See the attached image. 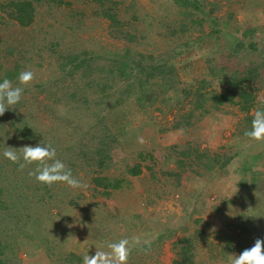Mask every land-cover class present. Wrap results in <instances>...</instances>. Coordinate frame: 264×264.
Listing matches in <instances>:
<instances>
[{"label":"rangeland","instance_id":"1","mask_svg":"<svg viewBox=\"0 0 264 264\" xmlns=\"http://www.w3.org/2000/svg\"><path fill=\"white\" fill-rule=\"evenodd\" d=\"M59 1L45 0L39 9L44 24H52L54 28L47 41L40 34L29 40L0 8L5 17L3 22H8L2 27L0 23V63L8 66L18 62V52L13 50L15 54L8 55L12 54L8 49L27 47L25 58L32 60L22 59L18 66L23 65L21 69L31 70L35 76L31 85H20L24 87L22 99L9 112L27 118L45 134L54 129L57 135L53 143L57 146L72 143L84 136L85 129L79 125L72 137L67 135V129L60 124L62 115L51 117L50 97L36 87L49 80L51 73L61 75L57 66L60 55L86 49L93 52L123 50L127 46L153 55L181 50V54L171 59L176 71V85L164 99L142 108L131 98L107 115L109 126L125 148L121 150L125 155L130 156L138 150L154 152L158 158L157 179L156 183L149 180L146 171L140 177H129L107 200L95 191L89 167L77 165L72 174L86 187L73 189L58 183L52 186V195L48 197L41 190L39 195L30 192L34 194L30 201L29 197H24V190L17 181L18 169L11 171L13 190L20 201L15 207L6 201L5 207L12 208L14 213L0 214V238L7 236L6 242H1L4 250L1 260L4 262L0 264H70L66 260L70 253L80 256V264H83L84 255H94L96 250L109 251L108 243L122 238L131 241L133 237H140L141 244L133 246L128 264H173L174 242L182 236L194 235L198 230L201 233L194 235L199 242L195 248V261L199 264H230L231 257L241 251L235 245L225 255L221 246L226 237L235 235V242L244 250L252 247L256 239L264 240V142L246 139L240 133L245 114L238 106L223 104L217 109L208 100L212 92H227L231 88L226 80L231 75L256 67L261 73L260 81L255 83L257 107L264 110V0H199L201 6H204L203 1L206 6L205 14L197 13L196 16L205 19L203 32L194 31L184 39L180 28L189 19L186 9H181L176 0H111L126 28L137 35L136 44L115 37L109 21L100 13H84L80 21L77 19L85 5L94 11L95 1ZM210 10L214 17L231 18L230 28L220 31L217 39L207 36L215 30L207 18ZM71 26L73 29L69 28ZM247 30L250 31L248 41L257 44L258 49L250 52L231 50ZM200 34L206 38L192 46ZM57 39L61 40V45L50 51L51 42ZM185 39L191 44L189 49L178 48ZM196 89H200L207 99L203 107L194 103L199 97V93L193 95ZM99 92L95 91L92 96L97 97ZM206 108L210 111L206 112ZM258 109L254 108L252 114ZM190 112L193 115L190 116ZM186 116L191 117V125L176 127ZM13 122L0 116V125L4 128L0 130V168L5 163L16 164L4 157L7 148L12 147L19 153L21 147L32 145L21 139L12 127ZM139 137H143L145 143H139ZM86 138L89 136L85 135ZM174 145L176 149H173ZM192 146L205 149L209 154L234 158L223 168H206L203 164L193 169L177 168V152ZM255 155L256 159L252 157ZM246 165L252 170L244 172ZM66 166L71 168L72 164ZM121 170L111 167L104 174L117 176ZM178 170L179 177L168 176L167 172ZM242 180L244 185L240 184ZM1 182L10 183L7 177ZM41 195L45 199L39 198ZM193 209L196 212L192 213L190 222L184 223ZM7 226L10 232L4 235ZM167 227L171 228L172 237L158 241L161 233H168ZM144 240H150V246L144 244Z\"/></svg>","mask_w":264,"mask_h":264},{"label":"trees","instance_id":"2","mask_svg":"<svg viewBox=\"0 0 264 264\" xmlns=\"http://www.w3.org/2000/svg\"><path fill=\"white\" fill-rule=\"evenodd\" d=\"M45 0H0V8L6 14V17L11 19L15 25L21 28L26 34L29 40H32L40 34L44 41L48 40L49 32L53 28L52 24H44L43 13L39 10L44 4ZM97 3L94 11L86 7L81 9L77 15V19L81 20V15L84 13H99L103 18H106L112 28V33L115 37L120 39H126L130 43H138L137 35L126 28L125 22L119 18L115 2L111 3V0H93ZM113 1V0H112ZM181 9L185 8L186 23H183L180 28L181 36L184 39L185 35L194 31L203 32L204 18L196 17L197 13L205 14V3L201 6L199 0H176ZM59 2L66 3L64 0ZM193 8V10H189ZM196 8V10H195ZM213 12L210 10L208 19L210 20L212 28L211 32H208L207 36L217 39L218 33L223 29L230 28L231 18H218L214 17ZM1 27L4 25V16L0 13ZM133 18H137L133 16ZM190 21V23L188 22ZM129 23V22H128ZM130 24V23H129ZM38 27V29L35 28ZM132 26V25H131ZM50 27V28H49ZM73 29V26L69 27ZM54 29V28H53ZM61 30L60 28H56ZM249 30L244 31L241 38L237 41L234 48L236 51H256L258 45L252 41H248ZM238 33V31H237ZM205 36L200 34L196 41H193L192 46L199 44ZM61 40H53L49 48L53 51L55 47L61 45ZM11 45L14 46L12 43ZM191 44L188 39H185L178 48H188ZM12 47V46H9ZM16 47V46H15ZM27 47L24 49L13 48L8 49L13 55V50L18 53V62L4 66L0 63V82L3 79L8 78L12 81L13 87L20 86L18 82V75L24 69L23 65H19V61L24 59L26 62L31 61V58H25L27 55ZM189 49V48H188ZM185 49V51H188ZM184 52V51H183ZM181 54V50L173 49L172 53L167 55H153L140 51H136L131 47H125L123 50L118 49H105L101 52H93L89 49L82 51L66 52L58 57L57 62L58 69H60L61 75L52 74L49 80L40 82L36 87L40 89V93H45L46 97H50V105L48 107L51 111V117H57V114L62 115L60 124L61 127L66 130L67 135L72 137L79 125L85 129L84 136H81L76 141L69 144H54L53 141L56 138L55 130L52 129L51 133H43L37 126L31 123L27 118L17 115L14 111L9 112L7 110L1 118L6 120H14L12 127L17 130V134L22 140H28L32 145L44 144L51 145L56 148L57 158L62 160L66 165L72 164L70 168L73 171L74 166L86 165L89 167L91 175V182L98 195L104 196L107 200L111 198L113 192L122 188L123 183L129 177H140L144 174V171L149 176V180L156 183L157 179V161L158 158L154 155L152 150H138L135 154L130 156L125 155L121 150H125L119 143L118 136L113 132L107 122V115L120 108L125 104L128 99L134 98L142 108L147 104H154L159 99H164L165 94L173 89L176 85V71L172 58L177 54ZM4 68L6 71L4 72ZM1 70L4 72H1ZM26 70V69H25ZM261 73L256 67L244 69L242 72L237 71L236 75H231L226 79L230 82L231 88L227 92H212L208 96V100H211L210 105L213 108H219L223 104H231L238 106L239 109L245 114L244 123L240 133L244 135L246 131L251 129V123L253 119L252 110L258 109V89L255 83L260 81ZM21 87V86H20ZM202 88V86H201ZM95 91H100L97 97H93ZM199 93V97L195 99L194 103L198 107H203V103L207 101L205 94L200 92V89H196L193 93L196 96ZM93 97V98H90ZM53 106V109H52ZM210 106V107H211ZM206 112L210 109L206 108ZM260 109V108H259ZM12 111V110H11ZM193 115L192 112L189 114ZM186 116L184 120L177 123L176 127L190 126L192 121L191 117ZM82 123V124H81ZM0 130H4L0 125ZM85 135L89 136V139H85ZM246 139H249L246 137ZM176 149L177 146H172ZM170 149H172L170 147ZM176 167L193 169L196 165L203 164L206 168L213 167H226L230 161L233 160V156L220 154H209L207 150L195 149L193 146L187 149H182L177 152ZM236 155L239 152H235ZM256 159V155L252 156ZM247 159V155L245 157ZM10 163H5L0 168V214L9 213L12 215L13 209L6 208V201H10V205H17L20 201L19 196L14 192V175L10 176V172L18 169L20 175H16L17 181L20 182L23 188L24 197H29L30 201L34 194L30 192L43 191V194L48 197L52 195V187H48L36 181L34 176H30L29 172L36 169V165H28L23 170L19 168L18 164L10 166ZM117 167L122 169L117 176H110L104 174L108 169ZM252 170L250 166L244 167V172ZM170 178L179 177L181 174L178 172H167ZM75 175V174H74ZM73 175V176H74ZM4 177V178H3ZM7 177L10 183L1 182V180ZM10 184V185H4ZM240 184L244 185L245 181L242 180ZM42 185V188L40 187ZM40 191V192H41ZM30 193V194H28ZM28 194V195H27ZM41 199H45L43 195L39 196ZM25 206L23 207V209ZM7 209V211H5ZM22 209H20V212ZM193 209L188 215V218L184 219V223L190 222V217L195 213ZM10 217V216H8ZM117 216L115 215V218ZM107 224V223H106ZM246 227H242L243 230ZM167 234H160L158 241L164 240L167 236L172 237V230L170 227L166 228ZM171 230V231H169ZM10 227L7 226L5 234L9 235ZM201 232L195 231V234ZM193 234L182 236L179 240L174 242L175 259L173 264H199L195 261V248L199 242H196V237ZM6 237L0 238V263L4 261L1 257L4 254V250L1 242H6ZM5 239V240H4ZM236 241L235 235L226 237L225 242L221 248L225 255H227L232 248L236 245L241 252L244 247L240 246ZM66 260L70 264H80L81 257L70 253Z\"/></svg>","mask_w":264,"mask_h":264},{"label":"clouds","instance_id":"3","mask_svg":"<svg viewBox=\"0 0 264 264\" xmlns=\"http://www.w3.org/2000/svg\"><path fill=\"white\" fill-rule=\"evenodd\" d=\"M35 76L31 70H23L17 79L20 85L25 87L32 84ZM24 87H13L12 81L8 78L0 82V116H3L9 109H14L23 96ZM250 140L264 142V110H256L251 129L244 133ZM138 142L145 143L143 137L138 138ZM3 155L12 163L19 165L23 170L28 165L35 164L34 171L29 172L36 181L52 187L55 184L63 183L68 187L77 189L86 187L80 180L75 178L72 170L57 158V151L51 145L37 144L25 145L18 153L14 148L9 147ZM144 244L150 246V240H144ZM141 244L140 237L122 238L117 242H110L107 245L109 251L96 250L94 255H84L83 264H128L133 246ZM230 264H264V240L256 239L252 247L243 250L239 255H234L230 259Z\"/></svg>","mask_w":264,"mask_h":264}]
</instances>
